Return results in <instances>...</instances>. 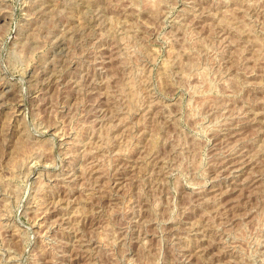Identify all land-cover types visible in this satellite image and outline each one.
Wrapping results in <instances>:
<instances>
[{
	"label": "rangeland",
	"instance_id": "rangeland-1",
	"mask_svg": "<svg viewBox=\"0 0 264 264\" xmlns=\"http://www.w3.org/2000/svg\"><path fill=\"white\" fill-rule=\"evenodd\" d=\"M0 264H264V0H0Z\"/></svg>",
	"mask_w": 264,
	"mask_h": 264
},
{
	"label": "bare ground",
	"instance_id": "bare-ground-1",
	"mask_svg": "<svg viewBox=\"0 0 264 264\" xmlns=\"http://www.w3.org/2000/svg\"><path fill=\"white\" fill-rule=\"evenodd\" d=\"M64 47V46H63ZM95 58V57H94ZM227 123V122H226ZM216 131V130H215ZM223 157V156H222ZM220 162V161H219ZM228 165V164H227ZM133 239V238H132Z\"/></svg>",
	"mask_w": 264,
	"mask_h": 264
}]
</instances>
